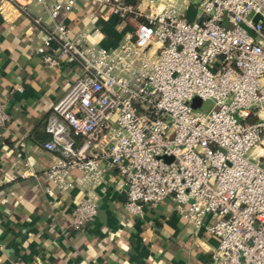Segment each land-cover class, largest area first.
<instances>
[{
  "label": "built area",
  "instance_id": "2783aa9c",
  "mask_svg": "<svg viewBox=\"0 0 264 264\" xmlns=\"http://www.w3.org/2000/svg\"><path fill=\"white\" fill-rule=\"evenodd\" d=\"M79 1L131 30L112 47L94 40L96 28L70 36L64 17ZM1 2L46 6L53 28L36 53L77 68L45 121L46 192L72 188L73 171L104 190L114 172L125 213L142 217L169 199L194 232L215 238L208 264H264V0ZM196 97L208 110L192 106ZM9 120L0 101V129ZM30 167L26 159L5 182L16 186ZM97 210L95 196L77 201L69 227L82 230Z\"/></svg>",
  "mask_w": 264,
  "mask_h": 264
},
{
  "label": "crops",
  "instance_id": "0c3cea01",
  "mask_svg": "<svg viewBox=\"0 0 264 264\" xmlns=\"http://www.w3.org/2000/svg\"><path fill=\"white\" fill-rule=\"evenodd\" d=\"M99 8L79 1L64 22L70 36L96 28L101 34L94 40L112 47L131 25L99 17ZM52 28L44 5L0 3V101L10 116L0 131V264L18 259L30 264H208L215 238L202 229L194 232L169 199L142 217L125 213V195L114 172L106 175L104 190L89 189L77 171L72 188L44 190V173L54 158L43 147L49 139L45 121L77 72L66 63L50 67L36 53ZM26 159L31 173L18 178L16 186L7 184L4 177L23 170ZM88 196L96 198V218L82 230L70 228L71 208Z\"/></svg>",
  "mask_w": 264,
  "mask_h": 264
},
{
  "label": "water",
  "instance_id": "95a60500",
  "mask_svg": "<svg viewBox=\"0 0 264 264\" xmlns=\"http://www.w3.org/2000/svg\"><path fill=\"white\" fill-rule=\"evenodd\" d=\"M195 12H196L195 7L193 6L192 3H189L187 5V7H186V10H185V18L188 19V20H192L194 15H195ZM259 18H260L259 15H255L254 20H257ZM199 19L202 20L203 17H200ZM209 103H210V101H208V100L207 101H202L200 98L196 97L192 101V106L200 108L202 110H208ZM1 130L2 129H0V131Z\"/></svg>",
  "mask_w": 264,
  "mask_h": 264
},
{
  "label": "rangeland",
  "instance_id": "374dc122",
  "mask_svg": "<svg viewBox=\"0 0 264 264\" xmlns=\"http://www.w3.org/2000/svg\"><path fill=\"white\" fill-rule=\"evenodd\" d=\"M211 106V102L209 103V105H208V108Z\"/></svg>",
  "mask_w": 264,
  "mask_h": 264
}]
</instances>
